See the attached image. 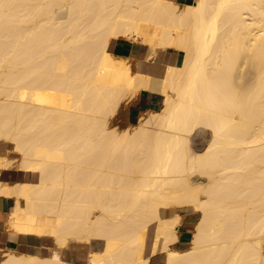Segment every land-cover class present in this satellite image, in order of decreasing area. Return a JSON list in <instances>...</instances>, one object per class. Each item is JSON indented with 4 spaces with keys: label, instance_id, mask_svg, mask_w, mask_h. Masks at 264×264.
<instances>
[{
    "label": "bare ground",
    "instance_id": "obj_1",
    "mask_svg": "<svg viewBox=\"0 0 264 264\" xmlns=\"http://www.w3.org/2000/svg\"><path fill=\"white\" fill-rule=\"evenodd\" d=\"M115 38L145 44L143 60ZM141 89L159 108L119 126ZM5 144L17 158L0 169L22 170L0 178L6 227L54 246L0 249V264H80L71 242L100 244L84 264H263L264 0H0ZM180 208L197 213L182 249Z\"/></svg>",
    "mask_w": 264,
    "mask_h": 264
},
{
    "label": "crops",
    "instance_id": "obj_2",
    "mask_svg": "<svg viewBox=\"0 0 264 264\" xmlns=\"http://www.w3.org/2000/svg\"><path fill=\"white\" fill-rule=\"evenodd\" d=\"M191 1L192 0H187V1L179 0V2H183V3H188ZM168 49H164L165 51L162 50L156 53L159 59L158 60L156 59L154 61L153 69L155 67L159 69V67L167 59L175 60L179 56V52H177L176 50H173V49L168 50ZM111 51L116 55L130 57L134 61L141 62L143 60V56L147 53V46L138 41H133L130 39H125V38H115L111 44ZM161 99H162V96L158 94L157 92L153 93V91L141 89L137 93L133 101L128 103V105L126 106L127 110L125 111V117L126 116L127 117L125 118V120L128 123H132L139 116L138 115L139 113L144 112L145 110L158 109L161 104ZM4 148L8 149V144L0 146V153L4 152V154H7L5 151L6 149ZM6 170H8V168L0 169L1 171L0 175ZM15 173L18 177H16L13 180L20 179L21 174H22L21 171L18 169H15ZM13 204H14V200L12 197L6 196V195H0V208H1L0 209V247L1 248H15L21 251L24 250L25 252H34L37 254L49 252V248H50L49 243L51 242L54 245V242L52 240L45 238L41 235H37V234H30L27 232H13L12 230L6 227V223L8 220V212L13 206ZM181 209H179V213H180L179 233H178V237L176 241L174 242L175 248L180 247V249L186 248L189 245V237H190V234H191V231H192L195 219H196L194 215V210L190 208H181ZM73 243L81 244L87 247V251L85 252V255L87 256V260L89 257V252L93 250H98L97 248H99L97 242H95L94 245H90V244L83 243V242L82 243L73 242ZM64 250H66V248ZM148 264H165L164 253L159 252L155 254L154 256H152Z\"/></svg>",
    "mask_w": 264,
    "mask_h": 264
},
{
    "label": "rangeland",
    "instance_id": "obj_3",
    "mask_svg": "<svg viewBox=\"0 0 264 264\" xmlns=\"http://www.w3.org/2000/svg\"><path fill=\"white\" fill-rule=\"evenodd\" d=\"M179 1V0H178ZM125 111L126 108L122 109L116 116V122L118 123L119 126H124L126 125V123H128L125 120ZM135 122V121H134ZM132 122V123H134ZM208 133L207 131L201 127L200 125L196 127V129L193 130V132L191 134L188 135V142L191 143L192 147L197 148L199 147L201 144H204L207 141L208 138ZM11 145L8 144V149H6V156L8 158H17V155L15 154V152L13 150H11ZM13 153V155H12ZM15 169H18L21 171L22 170L19 168H16V166L14 167V165H10L8 167V170L4 171L0 177L6 181V182H11L13 179H15L16 177H18L15 173ZM20 175V173H19ZM22 175V174H21ZM196 178H192V180H195ZM181 209V208H180ZM191 209V208H190ZM170 212H172V210L167 211V214H169ZM195 217L197 216V213L194 212ZM73 242H71L69 245H67L66 250H63V257L67 260H72L74 262L80 263V264H84L87 260V256L85 255V252L87 251V247L83 246L81 244H72ZM95 242L90 243V245H94ZM98 243V242H97ZM49 246H54L53 243H49ZM98 246L100 248V244L98 243ZM97 248V249H99ZM0 249H7V248H1ZM18 250V249H16ZM48 252L42 253L41 255L47 254ZM1 258V256H0ZM264 264V263H263Z\"/></svg>",
    "mask_w": 264,
    "mask_h": 264
}]
</instances>
